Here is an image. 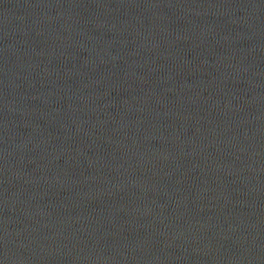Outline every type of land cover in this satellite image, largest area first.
<instances>
[{"label": "water", "instance_id": "obj_1", "mask_svg": "<svg viewBox=\"0 0 264 264\" xmlns=\"http://www.w3.org/2000/svg\"><path fill=\"white\" fill-rule=\"evenodd\" d=\"M0 264H264V0H0Z\"/></svg>", "mask_w": 264, "mask_h": 264}]
</instances>
